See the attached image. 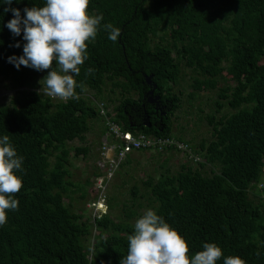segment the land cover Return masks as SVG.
I'll return each instance as SVG.
<instances>
[{"label":"trees","instance_id":"obj_1","mask_svg":"<svg viewBox=\"0 0 264 264\" xmlns=\"http://www.w3.org/2000/svg\"><path fill=\"white\" fill-rule=\"evenodd\" d=\"M44 4L13 0L11 7L23 16L25 7ZM7 7L0 0V78L10 82L16 96L0 106V137H10L24 157V171L17 173L23 179L15 197L18 211H9L0 227V264H119L126 256L133 224H114L108 214L100 216L93 221L99 233L88 249V227L62 202L71 187L65 143L84 142L88 122L100 121L85 96L93 92L103 101L106 86L108 101L118 92L114 115L122 131L174 140L175 145L157 151L158 157L175 152L185 160L202 159L195 169L183 164L177 174L166 170L142 183L151 209L185 238L189 255L214 242L225 256L264 264V205L249 196L264 165V0H90L89 12L102 13V23L119 27L121 35L114 43L101 30L88 45L89 59L75 77L85 89L77 88L79 99L67 101L38 92L47 70L17 69L8 61L23 55L26 41L23 33L14 36L6 27L13 18L4 11ZM88 68L95 71L85 76ZM182 69L194 74L190 96L206 92L214 97L213 115L204 116L210 138L201 139L194 150L191 140L171 134L173 114L182 104L171 84ZM143 76L155 85L151 98L158 96L161 111L154 113L147 103L150 88ZM145 119L149 128L142 126ZM205 165L217 172L204 175Z\"/></svg>","mask_w":264,"mask_h":264},{"label":"clouds","instance_id":"obj_2","mask_svg":"<svg viewBox=\"0 0 264 264\" xmlns=\"http://www.w3.org/2000/svg\"><path fill=\"white\" fill-rule=\"evenodd\" d=\"M3 3L9 6L4 11L13 13L6 27L14 36L23 33L26 41L23 55L10 56L8 61L17 69L23 65L37 71L47 70V75L39 81L42 85L40 92L43 91L45 95L62 101L78 100L76 90L79 88L83 91L85 85L78 83L75 77L80 75L81 67L89 59L88 45L101 30L107 32L108 39L115 43L121 29L112 23H102V13H90V0H45L42 7H25L23 16L19 8L11 7L13 0H3ZM15 47H20V44L17 43ZM94 71L93 68L86 69L85 76L92 75ZM96 109L98 112V105ZM104 110L117 123L115 115ZM100 122L103 124L102 118ZM23 161L24 157L17 154L10 137H0V227L7 223L9 211H18L19 201L15 197L23 188V179L17 173L24 171ZM96 182L95 188L100 190ZM104 204V197H98L92 205L99 218L105 214ZM98 219L92 217L93 221ZM127 240V254L121 257L119 264H218L221 259L223 264H246L239 256H225L222 248L214 242L204 243L201 251L189 255L190 248L185 238L151 208L136 220L134 231ZM256 254L260 255L259 252Z\"/></svg>","mask_w":264,"mask_h":264},{"label":"rangeland","instance_id":"obj_3","mask_svg":"<svg viewBox=\"0 0 264 264\" xmlns=\"http://www.w3.org/2000/svg\"><path fill=\"white\" fill-rule=\"evenodd\" d=\"M154 42L156 41L154 40ZM223 76L228 79L225 74ZM193 77V73L182 69L181 77L178 78L174 85L171 84L172 93L177 97L179 96L180 103H182L180 104V110L175 111L173 114L171 134L175 139L178 136L186 142L191 140L188 145L191 146L192 150L195 149L201 139L206 141L210 138V127L205 126L204 116L213 115L214 101L213 94L206 92H199L194 97L189 95L192 93V89L188 85L194 83L192 81ZM41 88L42 85L38 82V92L43 96H47L43 91L40 92ZM108 89V86L103 89V101L95 98L93 92L86 93L85 97L93 103L95 109L97 105L103 103L107 112L110 115H114V108L118 105L119 96L116 91L114 92L115 95L110 97L112 100L108 101L105 99L108 97ZM15 96V91L10 82L0 78V106H8L10 100L15 98ZM206 96L211 99L207 100ZM135 97L133 96V98ZM51 100L58 101L60 99L51 98ZM187 101H189V104H187ZM88 127L89 130L85 135L84 142L73 141L65 143L64 148L67 152L65 168L68 172L66 182L70 183L71 187L62 202L71 212L80 216V221L88 227L90 233L84 245L85 248L91 249L94 243V236L99 233L94 228L92 220L94 212L92 205L97 201L98 197H104L105 214L109 215L112 223H131L134 225L136 220L147 209L151 208L150 202L147 200L146 188L142 185L143 182L148 178L155 181L166 170L169 174H177L179 173V166L183 164L195 169L198 167L197 163H202V159L200 158L199 162H193L190 159L185 160L181 154H175V152L162 153L158 157L156 149L146 152H132L121 162V166L119 165L114 172L115 175L109 181L108 186L106 188L101 186L103 191L97 190L95 188L96 179L102 175V171L108 164L101 155V145L106 140V135L105 132L103 134L104 127L100 121H90L88 122ZM75 149H83L86 154H77L75 156ZM165 158H169V161L164 163L162 160ZM53 161L54 159L50 158L49 164L52 165ZM209 170L217 172L216 168L207 165L204 166L202 172L208 176ZM132 189L135 190L134 198L131 196ZM249 196L255 202H257L258 198V202L264 205V165L262 176L254 184ZM129 213L134 214L132 218H129Z\"/></svg>","mask_w":264,"mask_h":264},{"label":"built area","instance_id":"obj_4","mask_svg":"<svg viewBox=\"0 0 264 264\" xmlns=\"http://www.w3.org/2000/svg\"><path fill=\"white\" fill-rule=\"evenodd\" d=\"M98 114L103 120L107 133V139L101 146V155L108 162L107 167L102 171L103 176L96 182L100 190L105 188L106 183L112 178L119 164L130 153L152 149L159 151L163 146L175 145L174 140L155 139L152 136L143 134L123 132L121 126L112 120L113 116L106 115L102 105H98ZM101 201H103V198H101ZM92 217L98 219L99 215L93 212Z\"/></svg>","mask_w":264,"mask_h":264},{"label":"water","instance_id":"obj_5","mask_svg":"<svg viewBox=\"0 0 264 264\" xmlns=\"http://www.w3.org/2000/svg\"><path fill=\"white\" fill-rule=\"evenodd\" d=\"M143 78H144V82H145V84L148 86V88H150V90L148 91L147 95L152 96L153 91H154V89H155V85H152V84L150 83V77H146V76L144 77V76H143ZM150 100H151V101H149V102H151L152 104H154V105L157 104V103H156V101H157V98H156V97L153 98V99L151 98ZM151 103H150V104H151ZM142 126L145 127V128H149V125L146 124V123H143Z\"/></svg>","mask_w":264,"mask_h":264},{"label":"flooded vegetation","instance_id":"obj_6","mask_svg":"<svg viewBox=\"0 0 264 264\" xmlns=\"http://www.w3.org/2000/svg\"><path fill=\"white\" fill-rule=\"evenodd\" d=\"M156 98H157V101H156V105H154V104H152L151 102H149V101H151L150 99H148L147 100V103L149 104V105H151V106H154V113H155V110H156V112L157 111H161V108H159V106H158V101H159V98H158V96H155ZM151 103V104H150ZM153 113V114H154ZM161 114V116L163 115L162 113H160ZM143 122H142V124L143 123H146V124H148L149 125V127H150V124L149 123H147V122H145V121H147L146 119L145 120H142Z\"/></svg>","mask_w":264,"mask_h":264}]
</instances>
